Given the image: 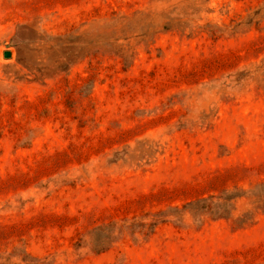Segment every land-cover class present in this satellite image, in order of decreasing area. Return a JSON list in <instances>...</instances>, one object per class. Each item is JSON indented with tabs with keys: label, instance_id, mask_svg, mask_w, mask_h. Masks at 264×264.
Masks as SVG:
<instances>
[{
	"label": "rangeland",
	"instance_id": "1",
	"mask_svg": "<svg viewBox=\"0 0 264 264\" xmlns=\"http://www.w3.org/2000/svg\"><path fill=\"white\" fill-rule=\"evenodd\" d=\"M263 183L264 0H0V264H264Z\"/></svg>",
	"mask_w": 264,
	"mask_h": 264
},
{
	"label": "water",
	"instance_id": "2",
	"mask_svg": "<svg viewBox=\"0 0 264 264\" xmlns=\"http://www.w3.org/2000/svg\"><path fill=\"white\" fill-rule=\"evenodd\" d=\"M9 56H10V54H9L8 52H5V53H4V57H5V58H7V57H9Z\"/></svg>",
	"mask_w": 264,
	"mask_h": 264
},
{
	"label": "trees",
	"instance_id": "3",
	"mask_svg": "<svg viewBox=\"0 0 264 264\" xmlns=\"http://www.w3.org/2000/svg\"><path fill=\"white\" fill-rule=\"evenodd\" d=\"M261 187H263V188H264V183H263V185H261Z\"/></svg>",
	"mask_w": 264,
	"mask_h": 264
}]
</instances>
